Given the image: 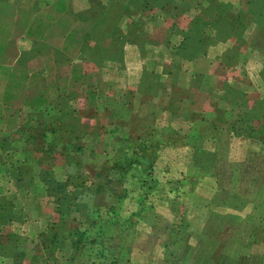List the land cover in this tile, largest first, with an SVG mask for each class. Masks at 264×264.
Returning <instances> with one entry per match:
<instances>
[{
  "label": "rangeland",
  "instance_id": "obj_1",
  "mask_svg": "<svg viewBox=\"0 0 264 264\" xmlns=\"http://www.w3.org/2000/svg\"><path fill=\"white\" fill-rule=\"evenodd\" d=\"M51 2L0 92V264H264V0Z\"/></svg>",
  "mask_w": 264,
  "mask_h": 264
},
{
  "label": "crops",
  "instance_id": "obj_2",
  "mask_svg": "<svg viewBox=\"0 0 264 264\" xmlns=\"http://www.w3.org/2000/svg\"><path fill=\"white\" fill-rule=\"evenodd\" d=\"M58 7L59 4L51 0H0V92L7 90L2 84L10 83L9 72L16 75L27 73L22 70L28 64L23 63V59L44 57L45 16L53 15ZM53 16L56 17H52L54 24L47 28L55 31L61 17L57 13Z\"/></svg>",
  "mask_w": 264,
  "mask_h": 264
},
{
  "label": "trees",
  "instance_id": "obj_3",
  "mask_svg": "<svg viewBox=\"0 0 264 264\" xmlns=\"http://www.w3.org/2000/svg\"><path fill=\"white\" fill-rule=\"evenodd\" d=\"M151 165V164H150Z\"/></svg>",
  "mask_w": 264,
  "mask_h": 264
}]
</instances>
